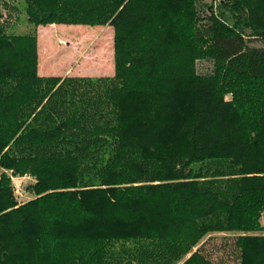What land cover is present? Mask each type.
<instances>
[{
  "label": "trees",
  "instance_id": "trees-1",
  "mask_svg": "<svg viewBox=\"0 0 264 264\" xmlns=\"http://www.w3.org/2000/svg\"><path fill=\"white\" fill-rule=\"evenodd\" d=\"M204 1L0 0V264H264V0ZM49 25L111 27L114 75L39 77Z\"/></svg>",
  "mask_w": 264,
  "mask_h": 264
},
{
  "label": "rangeland",
  "instance_id": "rangeland-1",
  "mask_svg": "<svg viewBox=\"0 0 264 264\" xmlns=\"http://www.w3.org/2000/svg\"><path fill=\"white\" fill-rule=\"evenodd\" d=\"M18 10L12 13L10 25L7 26V33L16 36L26 35L33 32V27L26 22L20 2H12ZM204 13L201 17L208 16L209 9L213 16L223 22L220 18L219 0H207L202 4ZM2 16L9 21L8 12L3 9ZM9 24V23H8ZM37 40V74L39 77H60V78H111L114 75V53H113V30L109 26H62L49 25L35 28ZM252 47H260V43L254 41ZM197 71L204 74L210 71L208 62L197 63ZM230 100V96L226 97ZM10 175V173H8ZM11 184L14 196L18 204H22L31 199L26 192V186L33 184L34 180L30 176L11 177ZM260 225L264 227V216L260 219ZM234 235L232 234H212L206 236L197 249L212 263L237 264L238 252L234 247ZM190 255L186 256V260ZM184 260L182 262H184ZM181 264V263H180Z\"/></svg>",
  "mask_w": 264,
  "mask_h": 264
},
{
  "label": "built area",
  "instance_id": "built-area-1",
  "mask_svg": "<svg viewBox=\"0 0 264 264\" xmlns=\"http://www.w3.org/2000/svg\"><path fill=\"white\" fill-rule=\"evenodd\" d=\"M2 20H0V22H1Z\"/></svg>",
  "mask_w": 264,
  "mask_h": 264
}]
</instances>
